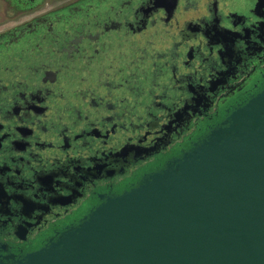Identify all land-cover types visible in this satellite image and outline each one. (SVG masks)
I'll use <instances>...</instances> for the list:
<instances>
[{"label":"flooded vegetation","instance_id":"obj_1","mask_svg":"<svg viewBox=\"0 0 264 264\" xmlns=\"http://www.w3.org/2000/svg\"><path fill=\"white\" fill-rule=\"evenodd\" d=\"M13 1L29 18L0 25L6 262L163 170L264 89L255 0Z\"/></svg>","mask_w":264,"mask_h":264},{"label":"water","instance_id":"obj_2","mask_svg":"<svg viewBox=\"0 0 264 264\" xmlns=\"http://www.w3.org/2000/svg\"><path fill=\"white\" fill-rule=\"evenodd\" d=\"M0 264H264V89L163 170Z\"/></svg>","mask_w":264,"mask_h":264},{"label":"rangeland","instance_id":"obj_3","mask_svg":"<svg viewBox=\"0 0 264 264\" xmlns=\"http://www.w3.org/2000/svg\"><path fill=\"white\" fill-rule=\"evenodd\" d=\"M70 1H63V0H45V2L41 5V7L44 8H49L51 6V2L54 3V7L56 8L58 6H62L66 3L71 2ZM16 1L13 0H0V25H9L14 23V17L16 16L18 18V22L29 18V16H21L22 11L17 10L16 7L14 6ZM50 2V3H49ZM49 3V5H48ZM56 4V5H55ZM41 9V8H40Z\"/></svg>","mask_w":264,"mask_h":264},{"label":"snow or ice","instance_id":"obj_4","mask_svg":"<svg viewBox=\"0 0 264 264\" xmlns=\"http://www.w3.org/2000/svg\"><path fill=\"white\" fill-rule=\"evenodd\" d=\"M261 5H264V0H255L252 7L260 12L261 15L259 18H264V8H261Z\"/></svg>","mask_w":264,"mask_h":264}]
</instances>
